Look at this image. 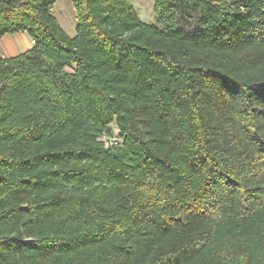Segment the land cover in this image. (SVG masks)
Segmentation results:
<instances>
[{"label":"trees","instance_id":"trees-1","mask_svg":"<svg viewBox=\"0 0 264 264\" xmlns=\"http://www.w3.org/2000/svg\"><path fill=\"white\" fill-rule=\"evenodd\" d=\"M71 1L0 0V264H264V0Z\"/></svg>","mask_w":264,"mask_h":264},{"label":"crops","instance_id":"crops-1","mask_svg":"<svg viewBox=\"0 0 264 264\" xmlns=\"http://www.w3.org/2000/svg\"><path fill=\"white\" fill-rule=\"evenodd\" d=\"M133 5L137 15H139L138 9L140 7L137 8L136 4ZM51 11L65 33L69 37H74L77 20L72 1L56 0ZM32 45L33 39L26 32L5 34L0 38V59L17 56L30 49Z\"/></svg>","mask_w":264,"mask_h":264},{"label":"rangeland","instance_id":"rangeland-1","mask_svg":"<svg viewBox=\"0 0 264 264\" xmlns=\"http://www.w3.org/2000/svg\"><path fill=\"white\" fill-rule=\"evenodd\" d=\"M139 12V18L144 22L155 23V15L153 11L154 0H133ZM189 6L190 4H186ZM178 25L186 30L192 31L201 26L200 15L197 9L188 7L186 10H180L177 16ZM73 65L66 68L67 71H72ZM109 130L113 137L118 135V129L114 124L109 126Z\"/></svg>","mask_w":264,"mask_h":264}]
</instances>
